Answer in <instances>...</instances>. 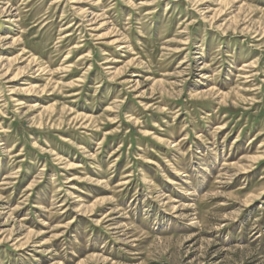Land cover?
<instances>
[{"label": "rangeland", "instance_id": "1", "mask_svg": "<svg viewBox=\"0 0 264 264\" xmlns=\"http://www.w3.org/2000/svg\"><path fill=\"white\" fill-rule=\"evenodd\" d=\"M0 264H264V0H0Z\"/></svg>", "mask_w": 264, "mask_h": 264}, {"label": "bare ground", "instance_id": "2", "mask_svg": "<svg viewBox=\"0 0 264 264\" xmlns=\"http://www.w3.org/2000/svg\"><path fill=\"white\" fill-rule=\"evenodd\" d=\"M247 66V63H243V67H246Z\"/></svg>", "mask_w": 264, "mask_h": 264}]
</instances>
